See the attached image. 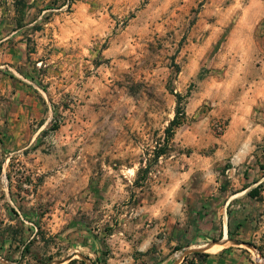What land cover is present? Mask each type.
<instances>
[{"label":"rangeland","instance_id":"obj_1","mask_svg":"<svg viewBox=\"0 0 264 264\" xmlns=\"http://www.w3.org/2000/svg\"><path fill=\"white\" fill-rule=\"evenodd\" d=\"M15 1L0 0V264H91L83 232L105 262L125 220L150 230L156 201L198 200L196 172L214 187L232 167L218 147L264 123V0H22L21 29Z\"/></svg>","mask_w":264,"mask_h":264},{"label":"crops","instance_id":"obj_2","mask_svg":"<svg viewBox=\"0 0 264 264\" xmlns=\"http://www.w3.org/2000/svg\"><path fill=\"white\" fill-rule=\"evenodd\" d=\"M251 129L249 136L223 142L213 154L211 159L217 166L226 162L232 166L213 180L214 187L207 178L212 176L210 172H196L205 178L196 181L205 183L198 200L156 201L149 210L155 219L150 230L125 220L119 236L112 233L107 240L112 244L118 241L119 249H111L104 256L105 262L99 264H260L248 244L259 251L264 264V175L259 167L263 161L256 151L264 137V123H255ZM193 172L183 176L189 179ZM194 183L190 179L186 182L189 186ZM254 188L256 192L249 196ZM186 195L190 191L183 198ZM83 234L88 251L84 257L97 264L104 244L89 232ZM212 247L217 249L212 251ZM195 252L205 255L199 259L192 255Z\"/></svg>","mask_w":264,"mask_h":264},{"label":"trees","instance_id":"obj_3","mask_svg":"<svg viewBox=\"0 0 264 264\" xmlns=\"http://www.w3.org/2000/svg\"><path fill=\"white\" fill-rule=\"evenodd\" d=\"M68 4H70L72 2V0H67ZM15 21H16V26L17 29H21L23 27H25L28 24L24 23V8H25V2H23L22 0H16L15 1ZM176 110H175V115L174 118L169 122L168 126L165 128V139L169 140L175 133V129L177 127L180 126L182 119L184 117V112L181 109L180 105H181V100L182 97L179 94H176ZM59 128V124L56 120L53 121V123L51 124V126L49 127L50 131H56ZM166 154L165 148L164 147H157L154 150V159H158L160 156ZM260 169L263 171V175H264V161L262 164H260ZM142 168L139 169V171H141ZM6 178L8 180V187L10 188V175L7 174ZM257 188L252 189L251 191L248 192L249 196H252L254 192H256ZM26 245L23 247V250L26 249ZM194 257H198L199 259L202 258L205 254L199 253V252H195L192 254ZM99 260L97 261V264Z\"/></svg>","mask_w":264,"mask_h":264},{"label":"built area","instance_id":"obj_4","mask_svg":"<svg viewBox=\"0 0 264 264\" xmlns=\"http://www.w3.org/2000/svg\"><path fill=\"white\" fill-rule=\"evenodd\" d=\"M249 252L257 263L261 264L263 262V257L260 255L259 251L255 247H253V249H249Z\"/></svg>","mask_w":264,"mask_h":264},{"label":"water","instance_id":"obj_5","mask_svg":"<svg viewBox=\"0 0 264 264\" xmlns=\"http://www.w3.org/2000/svg\"><path fill=\"white\" fill-rule=\"evenodd\" d=\"M238 244H241V243H238ZM247 248L253 249V247L250 244L247 245Z\"/></svg>","mask_w":264,"mask_h":264}]
</instances>
